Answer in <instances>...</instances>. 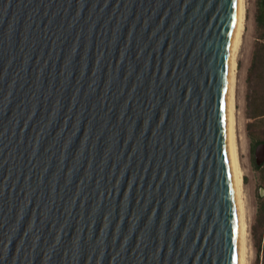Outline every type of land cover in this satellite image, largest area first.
<instances>
[{
    "label": "water",
    "instance_id": "obj_1",
    "mask_svg": "<svg viewBox=\"0 0 264 264\" xmlns=\"http://www.w3.org/2000/svg\"><path fill=\"white\" fill-rule=\"evenodd\" d=\"M241 20V0H0V264H240Z\"/></svg>",
    "mask_w": 264,
    "mask_h": 264
},
{
    "label": "rangeland",
    "instance_id": "obj_2",
    "mask_svg": "<svg viewBox=\"0 0 264 264\" xmlns=\"http://www.w3.org/2000/svg\"><path fill=\"white\" fill-rule=\"evenodd\" d=\"M246 27L237 67V125L240 136V161L243 169V201L247 224L246 264H264V163L255 164V147L264 143V120L253 119L248 105V76L253 51L259 41L256 23L257 0H246ZM254 107L258 105L253 104Z\"/></svg>",
    "mask_w": 264,
    "mask_h": 264
},
{
    "label": "bare ground",
    "instance_id": "obj_3",
    "mask_svg": "<svg viewBox=\"0 0 264 264\" xmlns=\"http://www.w3.org/2000/svg\"><path fill=\"white\" fill-rule=\"evenodd\" d=\"M242 2V20L238 39L237 49L234 55L231 69V92H230V128L232 137V149H233V164H234V176L238 201V222H239V238H240V264H246V241L248 236L247 224L245 221V209L243 201V169L240 161V136L238 135L237 125V67H238V53L241 48L243 35L246 27V14L247 4L246 0Z\"/></svg>",
    "mask_w": 264,
    "mask_h": 264
},
{
    "label": "trees",
    "instance_id": "obj_4",
    "mask_svg": "<svg viewBox=\"0 0 264 264\" xmlns=\"http://www.w3.org/2000/svg\"><path fill=\"white\" fill-rule=\"evenodd\" d=\"M256 23L260 30L259 41L253 51V58L248 76V105L252 109L253 119L264 120V0H257ZM258 105L254 107L253 104Z\"/></svg>",
    "mask_w": 264,
    "mask_h": 264
}]
</instances>
